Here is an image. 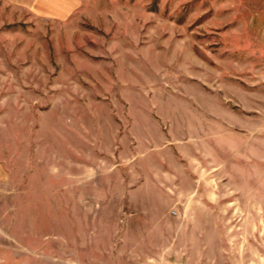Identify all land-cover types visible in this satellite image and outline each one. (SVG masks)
<instances>
[{
	"label": "rangeland",
	"instance_id": "rangeland-1",
	"mask_svg": "<svg viewBox=\"0 0 264 264\" xmlns=\"http://www.w3.org/2000/svg\"><path fill=\"white\" fill-rule=\"evenodd\" d=\"M0 264H264V0H0Z\"/></svg>",
	"mask_w": 264,
	"mask_h": 264
}]
</instances>
